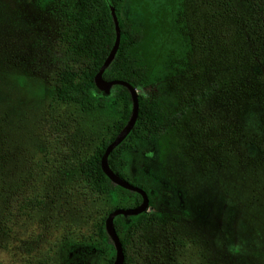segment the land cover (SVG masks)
Wrapping results in <instances>:
<instances>
[{
    "label": "rangeland",
    "instance_id": "374dc122",
    "mask_svg": "<svg viewBox=\"0 0 264 264\" xmlns=\"http://www.w3.org/2000/svg\"><path fill=\"white\" fill-rule=\"evenodd\" d=\"M68 1L0 0V264H34L45 251L50 264H104L108 254L88 242L89 208L70 197L74 155L96 143L107 114L51 102V64L33 50L36 32L52 36L53 14ZM228 1L238 18L249 10L244 0ZM223 11L221 0H124L121 8L143 32L136 55L147 78L137 94L155 95L177 119L122 154L129 182L148 190L147 212L174 218L191 238L169 264H264V152L254 143H264L262 68L247 62L246 30L229 44L216 39L211 16ZM194 34L204 61L185 79ZM49 111L76 117L68 145L43 135ZM207 121L230 139L224 149L211 145ZM67 238L89 246L64 244Z\"/></svg>",
    "mask_w": 264,
    "mask_h": 264
},
{
    "label": "trees",
    "instance_id": "16d2710c",
    "mask_svg": "<svg viewBox=\"0 0 264 264\" xmlns=\"http://www.w3.org/2000/svg\"><path fill=\"white\" fill-rule=\"evenodd\" d=\"M123 1L69 0L53 14L52 36L39 31L33 41L34 56L51 64L45 83L51 102L75 107L82 113L107 114L104 132L96 143L92 147H81L75 153L74 175L70 185V197L74 201L80 200L82 205L89 208L88 217L93 233L88 242L104 245L108 249V254L103 256L104 264H112L115 256L113 243L104 226L107 215L115 209L135 208L141 202L138 194L113 184L100 167L106 146L125 126L132 108L130 93L125 87L114 85L108 94H104L94 84V76L115 40L111 9L117 18L120 40L114 58L104 70L102 78L105 81H122L135 89L142 87L147 78L146 70L136 55L143 32L133 28L129 21L122 18ZM244 1L249 10L238 18L229 1L221 0L224 11L211 16L215 20L213 32L215 31L218 41L229 44L239 29L244 30V33L246 30V42L250 48L247 62L262 68L256 81L264 85V0ZM198 42L199 37L194 34L186 43L188 49L183 56L186 65L183 71L185 79L197 75L200 72L199 66L204 61V51ZM176 124V117L169 116L160 107L155 95L138 94L136 122L125 139L109 154V168L129 182L122 171L124 150L134 148L138 141L154 139ZM216 126L210 121L205 125L211 130V145L217 150L224 149L230 139L221 138V131ZM259 126L264 134V113L260 116ZM76 128V117L73 114L49 111L41 122L43 135L59 146L68 145ZM233 138H236L235 135ZM254 143L264 152V143ZM133 185L147 193L150 207L152 201L147 188L141 184ZM41 201L36 198L33 206L37 207ZM13 210L18 211L17 205L13 206ZM113 226L122 246L123 264H169L174 252L191 241L180 230L174 218L160 213L146 211L135 216L118 215L113 219ZM65 241L64 244L70 246H89L88 243L81 244L70 238ZM51 260L52 255L45 251L39 252L33 263L50 264Z\"/></svg>",
    "mask_w": 264,
    "mask_h": 264
},
{
    "label": "water",
    "instance_id": "95a60500",
    "mask_svg": "<svg viewBox=\"0 0 264 264\" xmlns=\"http://www.w3.org/2000/svg\"><path fill=\"white\" fill-rule=\"evenodd\" d=\"M111 14L113 17V22H114V28H115V40L112 45V48L110 49L106 59L102 63L101 67L99 68L98 72L94 76V84L95 87L99 90L102 91L104 94H108L111 87L114 85H120L125 87L129 93H130V98L132 102V108H131V116L125 126L121 129L120 132L117 133L115 138L106 146L104 153L101 157L100 160V167L104 175L115 185L134 192L138 194L141 197V202L140 204L135 207V208H119L111 211L104 222L105 226V231L109 238L111 239L113 243V247L115 250V256L112 264H123L124 261V256H123V251H122V246L119 242V239L115 233L114 226H113V219L118 216H135L141 213H144L147 211L149 207V198L147 193L140 187L135 186L131 184L130 182L120 178L117 174L113 173V171L109 168L107 164V158L109 154L125 139V137L129 134L131 129L133 128L137 115H138V94L136 92V89L130 86L129 84L122 82V81H105L102 78V74L104 70L108 67L112 59L114 58V55L117 51L118 45H119V40H120V33H119V27H118V22L117 18L115 16V13L113 9H111Z\"/></svg>",
    "mask_w": 264,
    "mask_h": 264
}]
</instances>
